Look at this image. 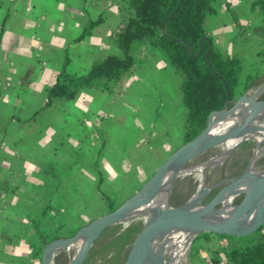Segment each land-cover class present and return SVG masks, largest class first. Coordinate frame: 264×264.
Returning a JSON list of instances; mask_svg holds the SVG:
<instances>
[{
	"label": "crops",
	"instance_id": "0c3cea01",
	"mask_svg": "<svg viewBox=\"0 0 264 264\" xmlns=\"http://www.w3.org/2000/svg\"><path fill=\"white\" fill-rule=\"evenodd\" d=\"M231 1L213 4L208 27L249 30L256 21L252 0H234L242 19ZM124 2L0 0V264H40L48 242L34 232L32 219L45 238L70 237L103 201L98 180L115 187L135 174L144 183L182 144L172 145L183 132L173 115L181 78L153 48L133 52L134 68L107 88L86 86L43 106L65 59L68 73L82 74L92 63L119 56L114 39ZM226 13L229 20L218 19ZM100 110L107 117L103 139L90 129Z\"/></svg>",
	"mask_w": 264,
	"mask_h": 264
},
{
	"label": "trees",
	"instance_id": "16d2710c",
	"mask_svg": "<svg viewBox=\"0 0 264 264\" xmlns=\"http://www.w3.org/2000/svg\"><path fill=\"white\" fill-rule=\"evenodd\" d=\"M217 1L125 0L114 39L119 56L109 55L99 63H92L82 74L68 73L65 69L68 61L65 59L52 83L46 87L43 106L48 107L58 99H71L86 86L107 88V82L116 81L134 68L133 52L149 47L165 59L181 78L180 103L184 108L182 143L192 139L205 127L210 112L224 108L228 96L235 100L252 80V75L247 74L242 87L235 88L240 69L238 58L219 52L205 32L204 18L214 13L212 6ZM249 9L256 11V21L264 25V0H252ZM86 32L84 29L75 41ZM101 195L107 202V212L113 210L112 200ZM30 223L43 243L51 241L43 237L36 218ZM262 228L258 227L252 233L254 236L215 234L219 239L235 241L222 248V264H264ZM206 236V233L196 235L191 251H197L196 240ZM215 264L218 261L215 260Z\"/></svg>",
	"mask_w": 264,
	"mask_h": 264
},
{
	"label": "water",
	"instance_id": "95a60500",
	"mask_svg": "<svg viewBox=\"0 0 264 264\" xmlns=\"http://www.w3.org/2000/svg\"><path fill=\"white\" fill-rule=\"evenodd\" d=\"M257 89H260V92L263 91L264 85ZM247 91L248 89L240 94L235 100H231L230 96H228L225 107L221 110L210 112L207 116L205 127L196 136L175 148L154 169L152 174L139 187V189L131 194L128 198L123 200L113 210L95 217L86 225L80 227L70 237L49 241L41 252L40 264H46L44 259L48 247L57 245V252L62 249H66L74 241L82 238L83 240L79 248L73 253L70 260L67 262V264H81L93 241L106 227L120 222L131 211L140 208L158 193L163 194L168 192L169 194L171 184L174 182V180L180 174L187 173L188 170L193 167H200L199 180L191 185V187L186 191L184 198L178 205H168L169 209H160L156 218L146 222L140 228L131 245L129 246L121 264H141L144 249L146 244L149 242V239L157 233H161L173 228L185 229L191 232L193 237L203 232L244 236L255 231L259 227L260 222L255 223L252 227L242 232L234 231L231 229V227L237 221L242 210L248 204L250 193L254 190L259 192L264 191V171L260 172L252 168L256 156L252 154V157L249 160L246 168L236 178L209 181L208 179H205L204 176V170L207 166L213 163H218L225 154L237 147L241 141L247 137L264 132V126L251 127L257 115V107L261 105L264 106V98L254 97L253 92L250 94L252 96L250 104L253 106V112L246 122L224 130L217 135H208L210 127L215 122H218L227 116L232 107L237 105L242 98L246 97ZM213 115H216V118L211 120ZM228 138H236L237 142L227 150L219 152L218 154L200 162L197 165L185 166V164L196 155L216 146ZM169 169H173V174L168 180L163 181V177ZM199 186H202L205 189L204 192H202L199 200L212 187L221 186L222 189L207 202L198 205L196 212L191 214L194 209V204L199 202V200L192 199L193 193ZM238 195H242L239 202L233 204L234 198ZM225 196H230L229 207H234L232 215L228 221L221 226L210 225L208 223L209 214H214L218 211L219 204ZM56 252L52 253L51 260H53V256Z\"/></svg>",
	"mask_w": 264,
	"mask_h": 264
},
{
	"label": "rangeland",
	"instance_id": "374dc122",
	"mask_svg": "<svg viewBox=\"0 0 264 264\" xmlns=\"http://www.w3.org/2000/svg\"><path fill=\"white\" fill-rule=\"evenodd\" d=\"M236 3V1L232 0L229 5L231 8H234L233 11L237 15V18L242 19L244 18V15L240 12V2H238L239 7H236ZM229 16V13H226L225 15L222 14L219 15L218 19L220 18L229 20ZM210 18H205L203 25L206 26L207 30H210L211 38L215 46L222 53L224 50L228 49V52H231V55L234 53L233 55L238 58L240 62V69L237 73V84L235 88L240 89L244 83L246 75L251 74L252 80L249 82L247 87L248 91L246 94L249 95L255 92L257 88L264 85V32H261L264 31V25H261V23L255 21L249 24L251 25L249 30L244 29L236 33L226 29H213L212 27H208L207 21ZM258 97L264 98V90L261 91ZM174 111V118H181L183 125L184 108L180 102L179 107L177 109L175 108ZM106 118L107 117L105 113L100 110L94 112L90 120L93 125L90 129L99 139H103V136H105L107 131L105 122ZM182 136L183 132L179 137L173 136L172 145L176 146L177 144L182 143ZM254 147L255 142L253 136L247 137L241 141L232 151L225 154V157L223 156L224 158L222 157L219 163H213L207 166L204 170L205 179H208L209 181H218L238 177L246 168L249 160L251 159ZM218 151L219 149L217 147L207 149L190 159L185 164V166L197 165L200 162L216 155ZM254 168L257 171H260L261 169L260 172L264 171V151L254 160ZM199 176L200 172H191L179 175L171 184L167 197L168 205H178L184 198L186 191L197 181ZM130 178V182L127 185L121 184L115 187L103 186L104 183L102 181L96 185L100 190V194L104 193L103 195L110 198L113 202V206L116 207L124 199L138 190L143 183L140 182L138 176L135 174H132ZM221 189V186L212 187L197 204H204ZM241 196L242 195H238L235 197L233 204L239 202ZM89 211H93L92 216L89 217L91 219L102 215L107 212V202L104 200L102 202L100 201ZM251 225L252 224L246 226H237L231 229L242 232L249 229ZM142 226L143 222L140 219H131L128 221H120L106 227L93 241L81 264H121L129 246ZM260 226H262V229L264 230V222H261L259 227ZM253 232L247 235L254 236V234H252ZM203 233H206L207 236L205 238H198L196 240L195 244L197 246V251L195 252L191 251V244L196 235L191 240L187 251L188 253L186 252L185 254L186 258L184 259V264H215V260L218 261V264H222L224 261L222 248H227L228 245H232L235 242L234 239H219L215 236V233ZM74 251L75 246L57 251L53 256L55 264H67ZM167 260L168 256H165L163 258V263H166Z\"/></svg>",
	"mask_w": 264,
	"mask_h": 264
},
{
	"label": "bare ground",
	"instance_id": "6f19581e",
	"mask_svg": "<svg viewBox=\"0 0 264 264\" xmlns=\"http://www.w3.org/2000/svg\"><path fill=\"white\" fill-rule=\"evenodd\" d=\"M260 89L254 92V97H258L260 94ZM252 96L246 95L242 98L240 102L232 107L229 114L225 116L222 120L215 122L209 129L208 135H217L224 130L238 126L248 120L251 113L253 112V106L250 104ZM216 115L211 117L214 120ZM252 126H264V106L257 107V115L251 125ZM255 142V147L253 154L256 158L264 151V132L260 134L253 135ZM248 141V140H247ZM237 142L236 138H228L225 141L217 144L214 147L219 149V152H223L233 146ZM217 153V154H218ZM225 157V156H224ZM223 157V158H224ZM219 163V162H218ZM211 167V166H210ZM254 168V164L252 165ZM255 169V168H254ZM261 171V169H260ZM199 173L200 167H193L188 170L187 173ZM173 174V169H169L163 177V181L168 180ZM185 174V173H184ZM181 175V174H180ZM200 177V176H199ZM199 177L197 180H199ZM204 188L199 186L192 195V199L199 200ZM168 192L158 193L151 200L145 203L140 208L131 211L128 215L124 217L121 221H128L131 219H140L143 225L156 218L159 214L160 209H169L167 203ZM198 202L194 204V209L191 214L196 212L198 209ZM230 196H225L220 204L219 209L214 214H209L208 223L213 226H221L225 224L234 211V207H229ZM257 222H264V191L259 192L254 190L250 193L249 202L242 210L237 221L232 225L231 228L243 225H251V227ZM193 239V234L185 229L173 228L161 233L155 234L149 239L146 244L143 259L141 264H184L185 254L188 251L191 240ZM82 238L77 239L67 248L75 246V251L79 248ZM58 246H51L47 248L45 253V263L52 264L51 256L53 252H56ZM74 251V252H75ZM188 253V252H187ZM168 256L166 263H163V258ZM189 263V262H188Z\"/></svg>",
	"mask_w": 264,
	"mask_h": 264
}]
</instances>
